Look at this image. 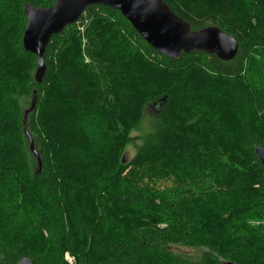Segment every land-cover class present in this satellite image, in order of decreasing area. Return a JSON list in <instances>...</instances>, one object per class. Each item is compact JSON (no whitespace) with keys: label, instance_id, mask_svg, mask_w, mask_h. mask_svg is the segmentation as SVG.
<instances>
[{"label":"trees","instance_id":"obj_1","mask_svg":"<svg viewBox=\"0 0 264 264\" xmlns=\"http://www.w3.org/2000/svg\"><path fill=\"white\" fill-rule=\"evenodd\" d=\"M55 1L0 0V264L25 257L33 264H264V237L250 227L264 219V166L255 152L264 148V0L255 9L240 0H164L193 29L215 25L233 35L240 48L231 61L204 52L172 59L119 10L88 6L52 36L36 83L38 57L23 45L24 9ZM86 56L107 76V90ZM34 91L27 126L41 167L23 126ZM85 111L114 112L99 139L88 134ZM119 145L135 149L128 163ZM169 179L173 188L150 185ZM187 186L201 197L188 198ZM140 202L148 208L134 213ZM157 202L170 214L165 227L148 216ZM175 245L202 254L190 259Z\"/></svg>","mask_w":264,"mask_h":264},{"label":"water","instance_id":"obj_2","mask_svg":"<svg viewBox=\"0 0 264 264\" xmlns=\"http://www.w3.org/2000/svg\"><path fill=\"white\" fill-rule=\"evenodd\" d=\"M91 5H105L119 10L142 38L154 49L172 59H178L184 53L204 52L216 55L223 61H231L239 52V42L233 35L215 25L193 29L190 23L174 13L164 0H56L50 7L27 3L24 9L27 26L24 30L23 45L26 51L38 57L36 83H41L46 74L44 54L52 36L76 22ZM166 99L167 96H164L155 104L162 107ZM36 100L34 91L30 107L24 111L23 126L30 150L41 167V157L27 126L28 116L34 111ZM255 152L264 166V148L257 145ZM16 264H33V261L25 257ZM223 264L236 263L224 261Z\"/></svg>","mask_w":264,"mask_h":264},{"label":"rangeland","instance_id":"obj_3","mask_svg":"<svg viewBox=\"0 0 264 264\" xmlns=\"http://www.w3.org/2000/svg\"><path fill=\"white\" fill-rule=\"evenodd\" d=\"M240 1H246L247 4H249V3L252 4L254 2V4H252L253 9H255L256 5L258 6L257 0H240ZM81 33H82V37H83L82 38V46L85 47V45L88 43V41H87L86 31H85L84 26L81 27ZM84 61H85V63L90 65L91 71H92V76L94 73L93 78L95 79V83L99 87H101L102 90H107L110 87V86H108V83H107V76L104 73H102V70H101L99 64L96 62V60L90 59L88 56H86ZM104 103H106V102H104ZM107 103H109V102H107ZM28 105L30 106V101L28 102ZM109 106H110V103L107 104L104 107V109L109 111V109H108ZM155 110H156V107L152 104L148 105L146 107L145 120H144V124H146V127L148 126L147 124H148L149 119L154 115ZM84 114L87 115V119L84 121L87 125H89V126H87L88 128H86L87 132H88V134L91 135L92 138L95 137L96 139L97 138L99 139V135L103 136L105 133V131L102 129L101 126H103V125L106 126L105 125L107 123L105 120L106 116L115 119L114 112L106 113L105 111L104 112H102V111H100V112H98V111H94V112L93 111H85ZM116 119H118V117ZM115 122H117V121L115 120ZM113 129L118 131V129H116V127H114ZM114 130H112V128H111V131H114ZM118 150L120 153L119 157L121 158V161L124 163H128L132 159V157L135 153V149L130 145H127L125 147L122 145H119ZM32 156L34 157L35 155L32 153ZM34 158H35V161L38 162L37 158L36 157H34ZM174 183L175 182H173L172 179H169V180H161L160 182H158V184H156V187H155V184L153 185V183L152 184L150 183V185H151V187H153L155 189L158 188V186H159L160 189L165 190V187L173 188ZM210 184L213 185L211 188V191H214V189H217V185L214 182L211 181ZM13 188L16 189L17 197L19 199V206L21 207L23 213H25L27 211L25 191L21 187H19L18 185L14 186ZM153 188H151V189H153ZM187 190L190 191V197H188V198H195L196 196L201 197V195H202V193L199 190H196L194 187L192 190L190 187L187 186ZM110 200H111L110 205L112 206L113 211H114L118 207V202L113 201L112 199H110ZM157 204H158V208L153 209L152 207H149L148 216L153 217V220H155L159 226L165 227V226H167L169 221L167 222V221H163V220L168 219L170 214L163 208V204H161L160 207H159L160 202H157ZM145 205L143 204V202L136 203V205L133 207L134 213L144 212L143 209L148 208L147 207L148 205H146V206ZM121 211H122V213L123 212H129V211H125L124 209ZM250 224H252L250 226L251 229L254 230L256 232V234L258 235L257 237H262V236L264 237V219L260 220L257 218L256 220H251ZM173 249L175 252H177V253L185 256V257H188L190 259H194V260L198 259L202 254V250L199 248L175 245V246H173ZM70 260H71V258H70Z\"/></svg>","mask_w":264,"mask_h":264}]
</instances>
